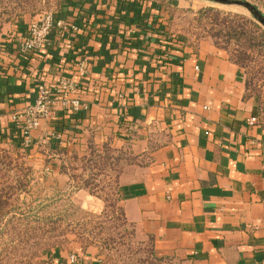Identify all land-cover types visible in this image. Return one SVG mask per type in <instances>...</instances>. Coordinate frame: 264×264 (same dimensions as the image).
<instances>
[{"label":"crops","instance_id":"1","mask_svg":"<svg viewBox=\"0 0 264 264\" xmlns=\"http://www.w3.org/2000/svg\"><path fill=\"white\" fill-rule=\"evenodd\" d=\"M160 9L134 0L67 4L56 17L79 27L75 40L52 35L32 54L22 46L36 21L20 22L0 50V140L16 137L12 117L40 85L75 82L87 108L56 107L33 139L70 148L92 135L136 154L154 146L147 167L126 168L120 192L128 222L154 239L156 256L264 264V127L250 124L257 103L244 98L243 70L211 40H165ZM84 60L86 73L71 68ZM75 255L76 264H104L96 249ZM69 256L55 263L69 264Z\"/></svg>","mask_w":264,"mask_h":264},{"label":"rangeland","instance_id":"2","mask_svg":"<svg viewBox=\"0 0 264 264\" xmlns=\"http://www.w3.org/2000/svg\"><path fill=\"white\" fill-rule=\"evenodd\" d=\"M76 1L80 3L83 0ZM242 1L252 4L264 15V0ZM66 2L72 3L70 0ZM153 3L158 6L166 3L169 8L166 11L167 26L173 35L184 38L191 46L204 39L214 43L207 34L213 21L204 18L199 13L201 10L213 8L222 14L242 15L262 26L241 7L206 0H155ZM34 9V12L21 13L13 10V6L0 4V50L3 40L12 36L20 22H37L46 14L58 15L60 11L55 4L47 7L44 3ZM223 17L221 15L219 20ZM241 69L245 87L247 79H254V86L248 95L255 99L259 118L264 121V82L257 79L260 76L258 68L249 64V67ZM255 85L260 86L256 88ZM42 86L45 91L49 87L40 85L35 91L36 97L18 108L15 114L34 109ZM257 94L262 95L261 105L255 97ZM39 115L42 128L47 118ZM7 124L9 126L10 122ZM35 132L30 144H25L19 135L10 141L0 140V264H56L58 257L64 253L72 255L91 248L101 253L104 264H156L151 257L149 238L142 239L134 225L120 214L118 209L122 203L111 194L113 190L108 187L110 176L98 177L97 182L100 184L102 181V185L107 187L101 194L102 198L78 190V182L71 178L74 175L86 178L90 175L89 171H83L81 162H74L72 157L86 156L91 141L99 148L106 142L98 143L91 135L84 144L64 148L56 142L41 143L40 138L33 139ZM54 221L58 229L52 231ZM50 237L53 238L49 242Z\"/></svg>","mask_w":264,"mask_h":264},{"label":"trees","instance_id":"3","mask_svg":"<svg viewBox=\"0 0 264 264\" xmlns=\"http://www.w3.org/2000/svg\"><path fill=\"white\" fill-rule=\"evenodd\" d=\"M66 1L67 0H0V4L5 7L13 6V10L15 9L21 13H27L32 11L34 12V8H36L38 4L42 3H44L47 7L55 4L56 7L61 9L67 6L68 3ZM70 1L73 4L77 2L76 0ZM153 1L155 0H134V2H138L141 5L146 3L152 4ZM15 5L16 7H14ZM161 6L162 7L158 14V18L164 17L163 11L166 12L169 9L166 3H162ZM199 13L203 14L204 18L206 17L213 21L212 28L207 31V34L214 40V45L219 49L228 51L230 55V61L238 67L247 68L249 67V64H254L258 68V76L260 75L259 77L256 76L258 81L264 82V28L253 19L246 18L242 15L222 14L213 8L201 10ZM221 15L224 17L220 21L219 18ZM78 32L79 27L76 32L71 31L69 33V38H71L70 43L75 40L72 35H75ZM162 34L165 40H170L173 43L177 42L174 41L175 39H173V33L169 26L165 27ZM58 37L62 38L63 36L60 35ZM197 41L199 42L200 40ZM63 66L66 67V64ZM71 68L75 69V71H79L77 63H75ZM253 82L254 79H247L246 81L244 94V98L246 99L252 98V95H248V92L251 88H253ZM255 86L256 88H259L260 85ZM255 97L258 99V102L261 105L262 95L257 94ZM258 123L264 127V121H261L260 118L258 119ZM154 151L155 147L150 145L148 151L142 154H136L132 151L130 145L124 147V149H116L113 147L110 140L106 142V144L101 148H99L93 143V141H91L89 145V151L86 156L80 158L78 155H74L72 157L74 162L80 161L83 165V171H89L90 175L87 178L84 177V175H74L71 176V178L74 182H78V190H85L91 195L102 198L101 194L105 193L107 187L102 185V181H100V184L97 182L98 177L110 176L108 187L113 190V193L111 194L114 196L116 201L122 203L120 178L124 171L129 166L147 167L152 162V154ZM116 205L117 204H115V206ZM118 210L128 222L123 206H121ZM56 223V221L53 222V224H55V228H53L52 231L58 229V227H56ZM130 224L133 225L132 223ZM52 238L53 237L49 238V242ZM149 240L151 242L150 253L152 260L156 264H169V259L158 258L156 256L154 239L149 237ZM52 244L54 243H51V245ZM44 250L46 249L44 248ZM98 256L101 257L100 252L98 253Z\"/></svg>","mask_w":264,"mask_h":264},{"label":"built area","instance_id":"4","mask_svg":"<svg viewBox=\"0 0 264 264\" xmlns=\"http://www.w3.org/2000/svg\"><path fill=\"white\" fill-rule=\"evenodd\" d=\"M78 27L72 22L57 18L56 15L49 13L43 16L39 21L31 23L24 37L25 42L22 46V52L32 54L40 52L50 43V37L53 35H65L71 31L76 32ZM79 72L86 73L88 70L87 62H78ZM41 87L39 96L34 109L24 110V113L14 114L12 122L16 135L23 140L25 144H30L33 131L40 128V117L51 118L54 115L56 107L69 109L78 112L82 108H87L78 94V84L69 80H61L57 88L47 89ZM35 110V111H34ZM258 123L257 118H252L250 124ZM57 141L62 142V134L55 136ZM75 254L69 256V264H76Z\"/></svg>","mask_w":264,"mask_h":264},{"label":"water","instance_id":"5","mask_svg":"<svg viewBox=\"0 0 264 264\" xmlns=\"http://www.w3.org/2000/svg\"><path fill=\"white\" fill-rule=\"evenodd\" d=\"M224 6H236L246 9L264 27V15L252 4L242 0H206Z\"/></svg>","mask_w":264,"mask_h":264}]
</instances>
